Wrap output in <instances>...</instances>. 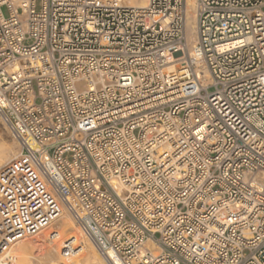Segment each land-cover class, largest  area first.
<instances>
[{"label":"built area","instance_id":"2783aa9c","mask_svg":"<svg viewBox=\"0 0 264 264\" xmlns=\"http://www.w3.org/2000/svg\"><path fill=\"white\" fill-rule=\"evenodd\" d=\"M125 1L0 0V264L64 211L110 264H264V0H195L191 49Z\"/></svg>","mask_w":264,"mask_h":264},{"label":"bare ground","instance_id":"6f19581e","mask_svg":"<svg viewBox=\"0 0 264 264\" xmlns=\"http://www.w3.org/2000/svg\"><path fill=\"white\" fill-rule=\"evenodd\" d=\"M125 3L128 5L145 6L146 0H127ZM186 4V31L189 49H191L196 42L195 0H186ZM19 150V142L16 136H13L10 142L3 140L0 141V170H2L14 159V157L19 153ZM54 227L58 232L57 238L60 236L59 240L47 241L46 239L48 237L46 234V238L42 235H37L38 238L36 239V236L32 238V235H26L18 239L10 247L13 248V253L16 252V256H12L11 258V264H110L109 259L99 254L98 250L89 238L85 236L79 228L77 219L73 215L64 211L55 221ZM63 238L64 240L61 241ZM70 238L75 239L74 244L80 243L82 245V249L78 255L75 253L65 257L66 259H64L62 253L61 256L63 258L60 256L59 250L62 248L64 241ZM38 240H40V243L36 244ZM42 243L44 246L41 245ZM39 245L42 246V250L39 248ZM31 249L35 254L29 253V250ZM13 250H11V252ZM13 253L11 255H14Z\"/></svg>","mask_w":264,"mask_h":264},{"label":"rangeland","instance_id":"374dc122","mask_svg":"<svg viewBox=\"0 0 264 264\" xmlns=\"http://www.w3.org/2000/svg\"><path fill=\"white\" fill-rule=\"evenodd\" d=\"M2 12H3V14L6 16L7 15V11H6V9L5 8H2ZM8 131V132H7ZM3 134H2V133ZM1 138H3V139H1ZM13 138V134L6 128V126L0 121V139L1 140H3V141H8V142H10L11 141V139ZM5 139V140H4ZM10 139V140H9ZM0 140V141H1ZM3 166V165H2ZM1 166V167H2ZM78 229V228H77ZM79 230V229H78ZM80 231V230H79ZM45 234H46V236H47V232L45 231L43 234H42V236L44 237V238H46V236H45ZM29 236V235H28ZM31 236V235H30ZM34 236H36V239L38 238L37 237V235H34ZM34 236L32 235L31 237L32 238H34ZM60 237V236H59ZM59 237L58 238H56V239H54L55 241L56 240H59ZM30 238V237H29ZM47 241L49 240L48 238L46 239ZM53 240V241H54ZM62 240H64V238L63 239H61V241ZM51 241V240H50ZM40 243V240H38V242L36 243V244H39ZM41 245H43V243L41 244ZM41 245H39V248H41V250H42V246ZM44 246V245H43ZM11 250H13V248H10L9 249V253L10 254H12L13 252H14V250L11 252ZM41 250H40V252H41ZM34 251V250H33ZM29 253H33L32 252V249L31 250H29ZM14 255H12V256H16V252L15 253H13ZM33 254H35V253H33ZM59 254H60V256H61V249L59 250ZM79 253H77L76 255H78ZM62 257V256H61ZM63 258V257H62ZM64 259H66L65 257H64ZM12 262H10V264H11Z\"/></svg>","mask_w":264,"mask_h":264}]
</instances>
